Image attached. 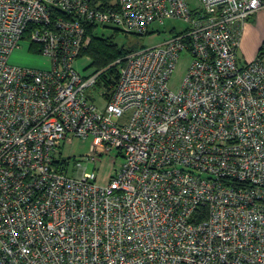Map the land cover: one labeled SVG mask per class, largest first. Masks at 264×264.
I'll return each mask as SVG.
<instances>
[{"label":"built area","instance_id":"2783aa9c","mask_svg":"<svg viewBox=\"0 0 264 264\" xmlns=\"http://www.w3.org/2000/svg\"><path fill=\"white\" fill-rule=\"evenodd\" d=\"M263 7L0 0V264H264V62L239 54ZM166 19L187 26L90 73L76 67L87 25L146 35ZM24 39L49 68L10 61ZM113 66L99 106L88 90ZM75 137H91V172L59 156ZM115 149L120 171L100 185L98 163Z\"/></svg>","mask_w":264,"mask_h":264},{"label":"rangeland","instance_id":"374dc122","mask_svg":"<svg viewBox=\"0 0 264 264\" xmlns=\"http://www.w3.org/2000/svg\"><path fill=\"white\" fill-rule=\"evenodd\" d=\"M186 26L187 23H185L183 20L166 19L164 24L155 25V33H150L139 37L128 34V41L132 43L133 40H138L143 46H154L164 42L172 34V32H174V30L180 32ZM98 30L100 33H105L108 35L112 34L113 31L112 28L103 26H100ZM127 39L128 38L126 37L125 33L120 32L117 37V42L119 43V45H122L124 42H126ZM22 44V49L19 50V53L24 56L25 63L30 64L34 67H45V69L50 67V61L48 60V57L33 52L29 48V46H36L29 39H24V42ZM90 61H92V59L89 55H81V57L76 61V67L80 69L82 73H90L93 67H88L86 69L84 68L85 63L88 64ZM190 61V55H187L185 53H183L181 58L179 59L176 68L169 80V85L174 91H179V89L181 88L187 74ZM103 88V84L101 82H98L95 86L91 87L88 90L89 95L99 106H102V101L100 100L99 95L102 92ZM90 146L91 137H75L72 141H66L62 145L59 150V156L62 158L70 159L71 170L74 169L76 171V174H79V166L77 165L79 161H81L82 164L86 166V171L91 172L95 169L96 164L86 158V154L89 152ZM101 158L102 160L98 163L99 169L97 183L100 185H106L113 176H116L119 173L124 159L122 156H120V153L117 149L112 150L111 152L104 153Z\"/></svg>","mask_w":264,"mask_h":264},{"label":"trees","instance_id":"16d2710c","mask_svg":"<svg viewBox=\"0 0 264 264\" xmlns=\"http://www.w3.org/2000/svg\"><path fill=\"white\" fill-rule=\"evenodd\" d=\"M98 26L89 24L87 25V35L91 37V42L84 47L81 55L87 54L91 57L90 67L103 68L110 65L116 59L126 55L130 51L136 50L143 46L138 40H133L132 43L129 40V33H125L128 38L126 42L119 45L117 42V37L120 34L119 29L113 27L112 34L100 33ZM123 33V32H122ZM136 37L142 36L139 34H132ZM133 36V37H134ZM264 56V44L260 49L259 57ZM118 77V67L113 66L108 69V71L102 75L99 82L103 84L104 87H109L110 84L114 83Z\"/></svg>","mask_w":264,"mask_h":264},{"label":"crops","instance_id":"0c3cea01","mask_svg":"<svg viewBox=\"0 0 264 264\" xmlns=\"http://www.w3.org/2000/svg\"><path fill=\"white\" fill-rule=\"evenodd\" d=\"M23 42L24 41H22V43ZM22 43L19 46V48H17L11 54L10 61L13 64H17L25 67L40 68V67H34L24 62L25 61L24 56L19 53L20 52L19 50L22 49V45H23ZM263 44H264V7L261 8L253 17H251L243 25L242 33L240 37V45H239V54L242 60L251 61L256 59L259 56V52ZM29 48L33 52L42 55L37 45L34 47L29 46ZM262 60L264 62V56L262 57ZM43 69H45V67Z\"/></svg>","mask_w":264,"mask_h":264}]
</instances>
